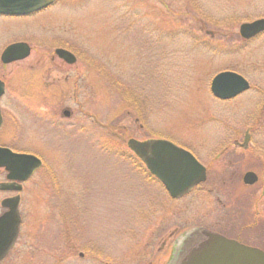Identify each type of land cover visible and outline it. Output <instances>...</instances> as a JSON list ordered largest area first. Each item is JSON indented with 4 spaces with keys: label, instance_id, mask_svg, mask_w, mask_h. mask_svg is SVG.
Listing matches in <instances>:
<instances>
[{
    "label": "rangeland",
    "instance_id": "obj_1",
    "mask_svg": "<svg viewBox=\"0 0 264 264\" xmlns=\"http://www.w3.org/2000/svg\"><path fill=\"white\" fill-rule=\"evenodd\" d=\"M259 18L264 0H53L27 17H0V53L15 41L32 48L25 60L0 61L5 141L46 160L10 264H174L196 228L239 234L250 191L242 175L254 168L264 180L263 165L230 147L251 128L264 150L256 119L264 32L245 40L239 31ZM58 47L77 61L62 64ZM222 71L241 74L251 89L214 97L211 82ZM131 138L191 151L207 180L171 198ZM227 146L236 162L221 153Z\"/></svg>",
    "mask_w": 264,
    "mask_h": 264
},
{
    "label": "water",
    "instance_id": "obj_2",
    "mask_svg": "<svg viewBox=\"0 0 264 264\" xmlns=\"http://www.w3.org/2000/svg\"><path fill=\"white\" fill-rule=\"evenodd\" d=\"M53 0H0V15L24 16L48 7ZM240 35L251 39L264 32V18L246 22L240 26ZM56 53L73 64L76 56L66 49ZM30 46L19 42L9 45L2 54L3 63L22 60L29 56ZM250 88L246 78L234 71L218 73L211 82L212 94L221 100L232 99ZM5 91L0 80V97ZM68 116L69 112L66 111ZM1 121V115H0ZM247 141V140H246ZM128 146L144 162L146 168L165 186L171 197L179 198L207 179L206 167L186 149L168 140L153 139L140 141L129 139ZM21 158H34L22 155ZM257 176L248 172L244 182L253 184ZM181 251L174 264H264V251L229 239L205 228H196L186 235Z\"/></svg>",
    "mask_w": 264,
    "mask_h": 264
},
{
    "label": "flooded vegetation",
    "instance_id": "obj_3",
    "mask_svg": "<svg viewBox=\"0 0 264 264\" xmlns=\"http://www.w3.org/2000/svg\"><path fill=\"white\" fill-rule=\"evenodd\" d=\"M46 9V8H45ZM44 10V9H43ZM42 11V10H41ZM38 11V12H41ZM35 12V13H38ZM32 13L30 15H33ZM29 16V15H27ZM20 16V17H27ZM0 17H11V16H1ZM20 17H12V18H20ZM256 38V37H255ZM24 42L25 41H15L8 44L0 53V61L6 66L18 61L25 60L31 56L32 48L30 47V54L26 58L22 60L13 61L10 63H3L2 54L4 50L11 44ZM62 48L58 47L54 50V54L56 57L62 61V64H69L63 58H61L57 53V49ZM66 49V48H62ZM70 51L69 49H66ZM75 55L74 52L70 51ZM76 56V55H75ZM77 57V56H76ZM54 59V58H53ZM70 65V64H69ZM2 80V79H0ZM3 81V80H2ZM5 91L3 95L0 97V264H10L11 257L13 253L20 247V243L22 241V228L26 221V196L28 194L29 189L33 186L34 183H41V174L43 169L46 167V160L42 156L40 152L36 151H26L19 148L14 147L13 144L7 143L5 140L9 134L6 124H7V116L4 105V98L6 92V83L5 81ZM251 89L247 90V92ZM263 104L259 108L260 115L257 116L256 119L261 120L264 123V95H263ZM259 122V121H258ZM247 140V141H246ZM230 147H237L238 149H242L245 153H247V162L255 163L259 162L264 166V150H261L255 146L253 143V132L251 128H248L245 132V138L243 142H234ZM221 153L230 154L228 157L229 162H236L237 157L240 156L236 149L230 150L228 146L221 150ZM220 154V155H222ZM20 155H30L34 158H21ZM196 157V156H195ZM197 158V157H196ZM198 159V158H197ZM198 161H200L198 159ZM202 163V161H200ZM203 164V163H202ZM204 165V164H203ZM205 166V165H204ZM206 167V166H205ZM256 169V168H255ZM207 178L209 169L206 167ZM247 172H253L257 176V180L253 184H247L244 182V176ZM233 175V176H232ZM227 179H231V177L235 178L234 173L231 175L225 176ZM155 178V177H154ZM243 185L246 186L250 191L246 196L245 202V212L240 217V228L239 234L232 235L228 233L227 230H217L215 228H205L210 231L219 233L229 239H233L242 243L244 245H248L251 247H256L262 249L264 246V237L258 235L256 233L258 230H264V180L262 174L257 172V170L248 169L242 175ZM226 181V180H225ZM259 186L255 190V188ZM34 190V189H33ZM193 190V189H192ZM191 190V191H192ZM230 221H227V224ZM224 225V222H223ZM247 232V237L242 236L241 233ZM246 235V233H245ZM264 250V249H262ZM83 255V254H81Z\"/></svg>",
    "mask_w": 264,
    "mask_h": 264
}]
</instances>
